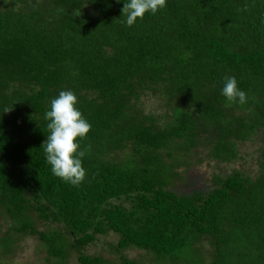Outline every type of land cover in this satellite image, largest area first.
<instances>
[{"label": "trees", "instance_id": "obj_1", "mask_svg": "<svg viewBox=\"0 0 264 264\" xmlns=\"http://www.w3.org/2000/svg\"><path fill=\"white\" fill-rule=\"evenodd\" d=\"M123 6L0 0V264H31L30 238L39 264H264V0H167L133 26ZM65 90L91 125L78 186L42 147ZM212 161L207 190L175 188Z\"/></svg>", "mask_w": 264, "mask_h": 264}, {"label": "clouds", "instance_id": "obj_2", "mask_svg": "<svg viewBox=\"0 0 264 264\" xmlns=\"http://www.w3.org/2000/svg\"><path fill=\"white\" fill-rule=\"evenodd\" d=\"M123 3L125 23L133 26L146 14L155 15L164 9L167 0H123ZM221 94L228 102L244 104L247 101V94L235 77L225 78ZM45 120L48 134L42 147L52 173L73 186L80 185L86 179V169L79 139L87 136L91 125L78 107L77 95L71 90L59 92L50 100Z\"/></svg>", "mask_w": 264, "mask_h": 264}, {"label": "rangeland", "instance_id": "obj_3", "mask_svg": "<svg viewBox=\"0 0 264 264\" xmlns=\"http://www.w3.org/2000/svg\"><path fill=\"white\" fill-rule=\"evenodd\" d=\"M199 155L200 153H202V151L198 152ZM212 163H214V161H212ZM211 164H207V163H202L200 165H191V167H189L185 173V179L184 180H179L176 182L175 188H177V190L180 193H187V192H192V190H207L208 187L207 185L210 186V179L212 178V174H213V169H215L216 163H214L213 165ZM235 167H241V164H237L235 165ZM231 171V167L228 166H224V172L228 173ZM4 223V221H3ZM5 228L3 227L2 230H4ZM26 251H25V255L23 260L25 261H29L31 264H39V259L38 256H41V259L44 257V255L41 252H38L39 249H37V243L38 240L36 239H28L26 242ZM108 243H106V241L103 242H97L95 245L91 246L89 250L93 251V250H101V248L107 246ZM130 254L132 256H139V257H144V258H153V256H150L148 254H146V252L144 251H140V250H134L132 252H130ZM149 256V257H148ZM70 264H77V261L75 259H73V261ZM151 264V263H149Z\"/></svg>", "mask_w": 264, "mask_h": 264}, {"label": "bare ground", "instance_id": "obj_4", "mask_svg": "<svg viewBox=\"0 0 264 264\" xmlns=\"http://www.w3.org/2000/svg\"><path fill=\"white\" fill-rule=\"evenodd\" d=\"M138 239V238H137Z\"/></svg>", "mask_w": 264, "mask_h": 264}]
</instances>
